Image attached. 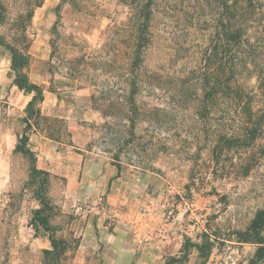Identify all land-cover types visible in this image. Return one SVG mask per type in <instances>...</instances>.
Returning <instances> with one entry per match:
<instances>
[{"label":"rangeland","instance_id":"rangeland-1","mask_svg":"<svg viewBox=\"0 0 264 264\" xmlns=\"http://www.w3.org/2000/svg\"><path fill=\"white\" fill-rule=\"evenodd\" d=\"M42 1L0 0L3 46L27 52L39 28L33 10ZM184 1L155 0L146 40L133 51L138 32L126 0H63L65 8L49 29L47 72H67L93 92L102 125L90 126L91 146L150 171L162 196L174 204L178 264H264V242L245 232L264 208V139L216 150L226 141L208 127L228 134L238 129L234 111L216 120L226 113L220 103L215 121L204 125L192 105L172 99L179 78L201 68L209 46L210 30L204 29L215 20L207 8L203 25L179 22L178 10L184 19L188 9ZM255 23L246 32L250 41L255 33L259 46L263 35ZM249 68L240 67L235 76L256 96V73ZM58 185L55 176L35 168L33 156L0 140V264L75 262L78 246L86 244L79 233L93 214L73 204ZM42 217L46 228L38 222ZM260 236L264 239V228ZM47 246L53 254H45Z\"/></svg>","mask_w":264,"mask_h":264},{"label":"crops","instance_id":"crops-1","mask_svg":"<svg viewBox=\"0 0 264 264\" xmlns=\"http://www.w3.org/2000/svg\"><path fill=\"white\" fill-rule=\"evenodd\" d=\"M62 6L63 0H43L33 10L39 28L22 67L28 80L42 88L33 113L28 106L34 91L18 86L12 54L0 43V140L16 150L25 136L35 168L55 176L73 204L91 208L93 220L79 233L86 244L78 246L73 264H178L175 217L170 214L174 204L162 196L150 171L91 146L90 126L102 125L93 92L67 72H47L49 29Z\"/></svg>","mask_w":264,"mask_h":264},{"label":"trees","instance_id":"trees-1","mask_svg":"<svg viewBox=\"0 0 264 264\" xmlns=\"http://www.w3.org/2000/svg\"><path fill=\"white\" fill-rule=\"evenodd\" d=\"M133 9L131 21L137 26L138 41L133 51H140L146 40L144 35L152 18L155 0H126ZM187 4L185 18H182L183 11L178 10L179 22L186 21L191 27L197 28L203 25L201 19L206 9H210L214 20L207 42L209 44L205 51V57L201 68L189 70L185 78H179V82L174 84L172 99L174 103L180 105H192L197 119L202 124L215 121L216 109L220 103L225 105V114L220 115L216 120L225 119L231 111H234L232 119H239L238 129L227 132L215 130L209 125L208 130L223 136L225 144L215 146L218 150L228 146L229 143L236 145L255 141L257 138L264 139V0H248L243 6L239 0H188L183 2L182 8ZM258 23V31L262 32L261 44L258 46L255 33L252 41L249 40L247 30L251 28V23ZM129 35H133L129 33ZM7 47L12 54V66L17 72V84L25 91L34 95L29 103V113H33L34 104L42 99L41 86L32 83L22 72V67L28 61L27 54L17 52ZM139 48V49H138ZM132 51V52H133ZM134 63L138 60L133 59ZM251 64V65H250ZM251 67L256 73L257 91L251 93L243 89L238 84L239 79L235 74L240 67ZM259 106L254 109L253 104ZM214 115V116H213ZM203 121V122H202ZM204 124V125H205ZM205 129H207L205 127ZM208 133V132H206ZM25 136L21 142L25 143ZM229 147V146H228ZM216 149V150H217ZM16 150H23L30 156L33 153L21 144L16 146ZM247 168V167H246ZM45 228L47 221L44 217L38 220ZM264 228V208L256 211L247 231L255 232L258 236L257 243L264 242L260 232ZM45 254H53L52 250H45Z\"/></svg>","mask_w":264,"mask_h":264},{"label":"built area","instance_id":"built-area-1","mask_svg":"<svg viewBox=\"0 0 264 264\" xmlns=\"http://www.w3.org/2000/svg\"><path fill=\"white\" fill-rule=\"evenodd\" d=\"M87 210L91 211V208L87 207Z\"/></svg>","mask_w":264,"mask_h":264}]
</instances>
